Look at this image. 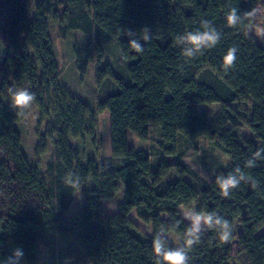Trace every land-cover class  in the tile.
<instances>
[{
	"label": "trees",
	"instance_id": "16d2710c",
	"mask_svg": "<svg viewBox=\"0 0 264 264\" xmlns=\"http://www.w3.org/2000/svg\"><path fill=\"white\" fill-rule=\"evenodd\" d=\"M260 1L39 0L30 18V0H0V264L17 248L24 253L19 264H39L40 244L47 248L41 264H155V235L163 228L173 242L165 238L167 248L182 246L189 223L180 207L193 205L197 213L227 220L232 235L223 242L217 228H205L188 253L189 264H231L237 222L248 264H264V158L255 167L245 166L264 148V48L248 20L234 28L226 23L231 9L239 15ZM202 21L218 30L221 39L203 54L185 58L177 37L202 31ZM52 25L63 38L75 30L93 37L74 53L81 78L96 64V107L62 84ZM144 28L150 31L148 41L142 39ZM127 31L136 34L129 37ZM133 38L142 51L131 48ZM110 44L118 52L112 63L105 62ZM232 47L237 59L225 70L223 58ZM19 88L28 89L32 105L50 119L37 145L38 154L52 148L45 172L30 163L22 148L16 125L28 110L10 112L3 105L9 90ZM244 102L252 104L249 119L239 109ZM215 105L221 108L213 114L198 110ZM106 111L110 157L100 154L98 132L99 116ZM150 124L161 128L157 154L172 158L162 159L156 168L150 155L129 141L130 134L149 140ZM243 124L251 137L232 130ZM181 141L211 147L216 155L208 169L211 181L184 162ZM237 167L246 179L224 197L217 177ZM171 172L179 178L164 183ZM70 174L79 177V187L66 184ZM79 190L85 203L68 219ZM119 193L116 212L108 213L105 203ZM133 210L152 226V235L129 217Z\"/></svg>",
	"mask_w": 264,
	"mask_h": 264
},
{
	"label": "rangeland",
	"instance_id": "374dc122",
	"mask_svg": "<svg viewBox=\"0 0 264 264\" xmlns=\"http://www.w3.org/2000/svg\"><path fill=\"white\" fill-rule=\"evenodd\" d=\"M39 0H30L28 4V15L30 18L35 17V11ZM264 6V0H261L260 3L256 6L259 8ZM255 23L264 25V15L258 16ZM50 33L52 37V41L55 48V54L57 63L59 65L61 71V82L63 85L67 86L69 89L73 91L77 96L82 98L84 101H87L91 106L96 107L97 105V91L95 84V69L96 64H90L87 74L84 78H81V74L77 67V59L74 51L84 50L87 43L90 40H93V37L86 36L82 31L75 30L70 31L65 38L60 36L59 28L56 25H52L50 28ZM259 40V44L264 48V41ZM3 54V53H2ZM118 52L117 48L114 44H110L107 46L105 62H114L117 59ZM104 62V63H105ZM11 104V96L3 99V105L7 111L13 112L15 109L10 107ZM197 108V106H195ZM221 108V105H215L213 107H204L197 108L198 110H206L213 114ZM239 109L241 114L249 119V114L252 109V104L250 102H244L239 104ZM26 117L17 123V129L19 130L22 137V148L30 161L31 164L38 167L42 172H45L46 164L50 159L52 148L45 154H38L37 145L39 143V139L41 135L45 132L49 120L47 118H43L41 116L40 110H38L34 105L31 104V107L27 109ZM150 131V138L147 141L139 140L135 135L130 134V145L141 149L147 152L150 155L151 162L154 168H156L159 162L162 159L172 160L169 156L158 155L159 151V142H161V128L158 125L150 124L148 126ZM232 130L237 133L241 138L242 137H251V132L249 128L245 124L238 128H232ZM98 132L100 135V139L102 141V150L100 151L101 156L110 157L111 156V137H110V114L109 112H104L99 116V127ZM74 144L80 146L78 141H74ZM86 148H91V144L88 141L86 143ZM180 149L184 153V162L193 169L199 176L205 181L209 182L212 180V175L209 173L208 169L214 165V161H216V155L211 150V147H200L195 143H186L181 141ZM188 181L196 184L194 179L189 175L183 176ZM179 178L175 172H171L168 176L164 178V183H172ZM121 199V193L118 196L105 203V210L108 213H115L117 210V203ZM85 203L83 190H79L75 197L74 202L70 211L66 214L68 219H72L75 212L81 208ZM197 212V206L193 205L189 208L180 207L181 214L184 218V214L186 212H190L192 210ZM139 227L140 229L148 235H152V226L147 225L142 222L136 214V210H133L129 216ZM162 218L165 220H169L168 216L162 214ZM186 220V219H185ZM188 223L189 221L186 220ZM242 228L240 223H236L235 229V238L232 242V254L233 261L231 264H248V260L246 255L242 251V246L238 242L239 234L241 233ZM264 231V230H262ZM165 238L173 244L172 240L165 236ZM57 242V241H56ZM58 246L62 247L61 241H58ZM40 260L39 264L42 263L43 259L47 255V248L40 244L39 247Z\"/></svg>",
	"mask_w": 264,
	"mask_h": 264
},
{
	"label": "clouds",
	"instance_id": "9594fccd",
	"mask_svg": "<svg viewBox=\"0 0 264 264\" xmlns=\"http://www.w3.org/2000/svg\"><path fill=\"white\" fill-rule=\"evenodd\" d=\"M264 15V6L259 8H253L251 11L244 12L238 15L236 8L231 9L226 16V23L229 27H237L242 25L245 20L249 21V29L254 31L255 36L264 41V25L255 23L258 16ZM202 31H189L185 34L177 37L178 44L182 45V55L185 58L191 59L197 56V54H203L204 49H210L215 47L220 39L221 34L216 30L208 21L201 22ZM144 35L142 39L148 41L150 39V31L147 28L141 30ZM129 37H134L135 32H124ZM129 45L137 52L143 50L139 40L130 39ZM237 49L235 47L229 48L223 58L225 70L231 68L236 59ZM11 104L13 109H19L21 111L29 109L34 100V95L26 88L10 89ZM262 153L264 148H260L253 156L246 162V167H255V161L262 159ZM245 174L237 167L232 173L227 176L217 177L216 183L220 189L221 195L227 197L230 190L235 189L245 180ZM66 184L76 188L79 187V177H73L71 174L66 177ZM184 219L189 221V226L185 232V240L182 246H178L174 249L166 247V239L164 235V229L157 233L153 239L152 251L154 254L155 264H189L190 256L189 252L193 245L197 244L200 240V234L207 229L217 228L219 231V239L223 242L230 240L232 235V229L229 222L216 213H197L194 209L184 214ZM23 250L17 248L13 251L12 255L8 257L2 264H19V261L23 258Z\"/></svg>",
	"mask_w": 264,
	"mask_h": 264
}]
</instances>
